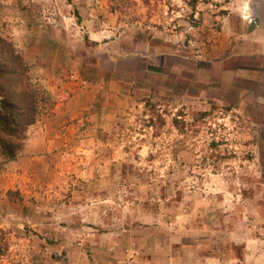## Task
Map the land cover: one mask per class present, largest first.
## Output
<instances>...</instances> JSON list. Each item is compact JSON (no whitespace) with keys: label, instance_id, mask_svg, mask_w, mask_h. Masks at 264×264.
<instances>
[{"label":"rangeland","instance_id":"rangeland-1","mask_svg":"<svg viewBox=\"0 0 264 264\" xmlns=\"http://www.w3.org/2000/svg\"><path fill=\"white\" fill-rule=\"evenodd\" d=\"M0 34L40 100L0 160V264L109 231L133 264L206 236L264 264V0H0Z\"/></svg>","mask_w":264,"mask_h":264},{"label":"trees","instance_id":"trees-1","mask_svg":"<svg viewBox=\"0 0 264 264\" xmlns=\"http://www.w3.org/2000/svg\"><path fill=\"white\" fill-rule=\"evenodd\" d=\"M29 68L15 45L0 34V160L13 161L39 113Z\"/></svg>","mask_w":264,"mask_h":264},{"label":"crops","instance_id":"crops-1","mask_svg":"<svg viewBox=\"0 0 264 264\" xmlns=\"http://www.w3.org/2000/svg\"><path fill=\"white\" fill-rule=\"evenodd\" d=\"M92 235V243L90 246L91 254L83 253L78 256V260L76 261V264H133L134 261L138 260V257L134 256V254L131 253L130 250H125V253L122 254L120 251V243L122 241L127 240L126 237H118L115 232L107 233L108 241L107 240H98L97 235ZM212 240V236L205 238L202 237L200 240H197L195 245L188 246L189 250L193 251V256L189 258L188 253L186 255V252L188 250H184V259L179 258L180 264H237L238 262L240 264H246L245 259L249 257L248 255L244 254V257L241 259L235 257L234 250L232 248L225 247V252H223L222 256H219L216 252V249L214 246L210 248V250L207 252L208 248H204V246L208 245V241ZM214 243V242H211ZM245 253V250H244ZM253 262L258 263L259 257L261 258V255L253 256ZM183 257V256H180ZM124 258H126L124 260ZM174 258V259H173ZM177 258L175 254L171 255V253L168 255V258L166 259L169 262L175 261ZM137 259V260H136ZM173 259V260H172ZM252 262V263H253ZM143 264H152L149 260H144ZM164 264H166L164 262Z\"/></svg>","mask_w":264,"mask_h":264}]
</instances>
